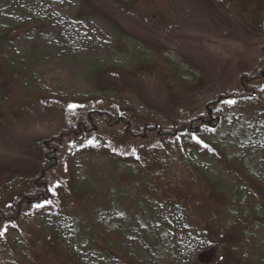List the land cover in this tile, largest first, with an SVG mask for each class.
I'll list each match as a JSON object with an SVG mask.
<instances>
[{"label": "rangeland", "instance_id": "1", "mask_svg": "<svg viewBox=\"0 0 264 264\" xmlns=\"http://www.w3.org/2000/svg\"><path fill=\"white\" fill-rule=\"evenodd\" d=\"M85 1L95 5L94 14H79L77 0H0V32L22 28L5 51L6 61L18 67V77L8 89L0 81V178L39 169L30 148L60 136L81 118L82 113L58 101L82 103L86 110H123L149 125L170 123L202 112L255 68L264 47V0H164L153 15L117 7L113 0ZM125 51L141 55L144 62L158 51L175 55L190 72L184 90L170 91L154 65L141 66L128 77L110 68L127 61ZM257 98L226 106L220 127L199 138L195 161L222 186L236 184L235 171L264 183V110ZM119 130L109 124L66 143L63 165L50 178L53 199L30 210L32 221L40 228H59L80 264H121L88 245L85 231L94 225L116 231L114 247L134 261L197 263L202 252L215 249L214 238L179 204L130 207L134 188L118 181L111 155L101 151L105 141L124 157L136 154L140 140L122 141ZM181 146L191 152L187 140ZM65 184L74 201L61 212ZM20 189L19 183L7 186L10 193ZM6 195L0 194V204ZM24 222L21 217L19 224ZM254 234L240 254L264 264V225ZM10 237L0 236V250L19 252Z\"/></svg>", "mask_w": 264, "mask_h": 264}, {"label": "trees", "instance_id": "2", "mask_svg": "<svg viewBox=\"0 0 264 264\" xmlns=\"http://www.w3.org/2000/svg\"><path fill=\"white\" fill-rule=\"evenodd\" d=\"M163 1L113 0V3L117 7L125 6L145 15H153L159 12ZM77 2L79 14L95 13L93 3L85 0ZM21 29L20 26H9L0 32V81L5 83L6 89L13 85L12 79L18 77V67L6 61L5 51ZM124 53L128 56L125 63L109 67L128 77L139 72L141 66L154 65L170 91L181 93L184 90L190 72L175 55L158 51L151 58L147 56L144 62L141 55L130 51ZM37 97L34 95L31 99ZM256 97L259 98L257 104L264 110V47L255 68L239 76L232 87L207 103L202 112L170 123L149 125L123 110L114 113L97 107L86 110L82 103L58 101L67 109L82 113L81 118L74 125L67 126L60 136L35 143L30 148V152L39 159V169L28 170L25 174L11 173L0 178V194H7L5 202L0 204V233L1 230H9V233L0 236L6 238L10 235L20 249L10 254L0 250V264H80L59 228L37 227L30 210L37 205L42 207L53 199L50 178L63 165L65 155L62 150L66 143L93 135L99 127L109 124L120 127V140H140L133 156H122L105 141L101 146V151L112 157L118 181L132 186L136 192V198L130 203L131 208L149 210L179 204L182 211L187 212L214 238L211 244L215 249L202 252L195 264H211V261L216 264H254L242 257L240 251L251 246L255 230L264 225V183L242 177L235 171L236 184L229 188L222 186L202 173L194 152L201 144L199 138L203 132H213L220 127L221 112L226 106L245 99L255 101ZM7 98L8 94L2 97L4 101ZM73 105L76 106L74 109L70 107ZM182 140L190 142L191 152L182 150ZM231 163L233 167L238 166L234 161ZM13 183L20 184V191L7 192L8 184ZM67 189V195L61 199V212L74 201L68 195L73 192L70 186L67 185ZM21 217L25 219L23 224H19ZM115 232L94 225L85 231V237L91 248L107 251L121 264H145L116 250L111 241Z\"/></svg>", "mask_w": 264, "mask_h": 264}, {"label": "snow or ice", "instance_id": "3", "mask_svg": "<svg viewBox=\"0 0 264 264\" xmlns=\"http://www.w3.org/2000/svg\"><path fill=\"white\" fill-rule=\"evenodd\" d=\"M70 107L74 109L76 106L73 105V106H70ZM37 207H41V205H37ZM0 234H2V233H0Z\"/></svg>", "mask_w": 264, "mask_h": 264}]
</instances>
